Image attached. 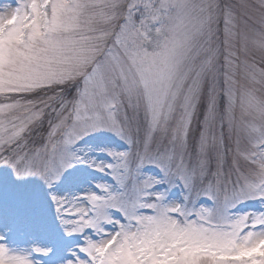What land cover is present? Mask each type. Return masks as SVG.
Instances as JSON below:
<instances>
[{
    "label": "snow or ice",
    "instance_id": "1",
    "mask_svg": "<svg viewBox=\"0 0 264 264\" xmlns=\"http://www.w3.org/2000/svg\"><path fill=\"white\" fill-rule=\"evenodd\" d=\"M0 264H264V0H0Z\"/></svg>",
    "mask_w": 264,
    "mask_h": 264
},
{
    "label": "rangeland",
    "instance_id": "2",
    "mask_svg": "<svg viewBox=\"0 0 264 264\" xmlns=\"http://www.w3.org/2000/svg\"><path fill=\"white\" fill-rule=\"evenodd\" d=\"M100 142L110 144L113 147H121L120 142L115 137H113L111 135H108V134H105V136L101 138V141ZM257 206L258 205L254 201H249L245 205L246 208H255Z\"/></svg>",
    "mask_w": 264,
    "mask_h": 264
}]
</instances>
